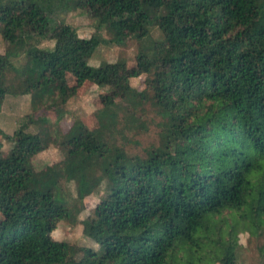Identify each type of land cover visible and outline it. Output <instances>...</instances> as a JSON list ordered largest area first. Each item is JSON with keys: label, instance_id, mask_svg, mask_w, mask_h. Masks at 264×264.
Returning a JSON list of instances; mask_svg holds the SVG:
<instances>
[{"label": "trees", "instance_id": "obj_1", "mask_svg": "<svg viewBox=\"0 0 264 264\" xmlns=\"http://www.w3.org/2000/svg\"><path fill=\"white\" fill-rule=\"evenodd\" d=\"M75 9H97L115 44L149 38L150 26L162 37L130 69L122 59L91 66L105 40L58 17ZM0 38V108L6 94H27L34 111L46 100L63 115L57 106L84 81L102 85L109 68L119 86L145 75L141 89L121 87L120 102L99 96L96 128L75 120L59 135L30 133L31 114L18 125L0 154V264H235L236 228L264 232V0H0ZM43 40L53 47H38ZM147 106L158 144L128 154L115 135L145 130ZM50 144L63 158L36 170L32 157ZM88 169L104 193L86 229L96 248L49 237L52 217L73 223L80 211L60 178ZM90 191L78 185L80 206ZM223 212L227 232L214 225Z\"/></svg>", "mask_w": 264, "mask_h": 264}, {"label": "rangeland", "instance_id": "obj_2", "mask_svg": "<svg viewBox=\"0 0 264 264\" xmlns=\"http://www.w3.org/2000/svg\"><path fill=\"white\" fill-rule=\"evenodd\" d=\"M68 24L73 26L78 35L88 37L91 34H98L105 42L98 45L93 51L88 63L91 66H97L101 63L113 64L116 60L125 61L126 68L130 69L134 66V56L140 48H147L151 40H159L162 35L160 30L155 26L149 27V38L138 41L134 38H128L123 44H115L110 40L111 35L103 28L98 27L99 13L97 9L90 11L75 9L63 12L58 15ZM40 48H52L53 41L43 40L38 45ZM16 64L23 61L22 58L13 59ZM264 66V61L258 64ZM13 73L7 71L5 80H11ZM114 72L112 68L106 71L103 84L97 86L90 81H84L70 96L65 104L60 107L63 115L56 112V107L48 106V101L42 102L35 111L30 106L29 95H11L6 94L3 98L0 108V154L6 156L13 143L17 139L16 129L19 124L26 122V116L31 114L34 120L28 124L27 132L34 133L47 130L51 135H59L65 133L69 126L75 121L83 122L89 128H96L97 122L94 112L101 106L99 96L101 94L108 95L112 100L120 102L123 97V85L132 86L141 89L143 87V79L145 75L138 77H130L123 79L116 85L113 80ZM67 84L73 83L71 75L66 76ZM114 85V86H113ZM120 116V115H119ZM45 118V123L38 121ZM146 120L145 130H124L123 138L115 135V143L128 154H137L142 156L145 150L157 146L159 128L155 122L157 118L153 117V113L146 107L144 114ZM121 126V122L117 127ZM108 137V136H107ZM63 153L58 146L50 144L46 149L37 153L32 157L31 161L36 170L42 169L48 164L60 161ZM86 182L92 186V191L85 194L82 199V205L76 201L78 194V185ZM85 184V183H84ZM61 195L68 201L72 207H78L80 211L76 215L75 221L70 223L68 220L52 217L50 220L49 237L55 240L66 241L75 247H93L96 245L86 234L87 226L94 219L93 207L97 201L103 197L102 176L97 170H85L82 173L72 176H63L58 182ZM234 216V215H233ZM232 214L223 212L214 218V225L224 228V232L230 228ZM236 228V234L231 239V246L236 253L235 264H264V232L261 230L255 234H250L247 230ZM225 238L230 236L225 234ZM82 256L81 252L73 255L75 259ZM215 264V263H214ZM217 264V263H216Z\"/></svg>", "mask_w": 264, "mask_h": 264}, {"label": "crops", "instance_id": "obj_3", "mask_svg": "<svg viewBox=\"0 0 264 264\" xmlns=\"http://www.w3.org/2000/svg\"><path fill=\"white\" fill-rule=\"evenodd\" d=\"M3 50H4L3 43H2L1 38H0V53H2Z\"/></svg>", "mask_w": 264, "mask_h": 264}]
</instances>
